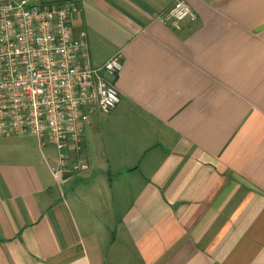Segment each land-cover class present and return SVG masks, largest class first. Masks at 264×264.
<instances>
[{
    "label": "crops",
    "instance_id": "1",
    "mask_svg": "<svg viewBox=\"0 0 264 264\" xmlns=\"http://www.w3.org/2000/svg\"><path fill=\"white\" fill-rule=\"evenodd\" d=\"M62 1L120 101L61 182L50 143L0 138V264H264V0H185L179 30L176 0Z\"/></svg>",
    "mask_w": 264,
    "mask_h": 264
},
{
    "label": "built area",
    "instance_id": "2",
    "mask_svg": "<svg viewBox=\"0 0 264 264\" xmlns=\"http://www.w3.org/2000/svg\"><path fill=\"white\" fill-rule=\"evenodd\" d=\"M2 0L0 3V138L35 136L41 146L58 151L51 167L61 182L88 165L82 157L84 125L95 113L109 114L120 94L109 76L118 75L122 55L116 52L93 66L85 48V32L75 36L69 1ZM179 30L196 12L176 0L157 16Z\"/></svg>",
    "mask_w": 264,
    "mask_h": 264
},
{
    "label": "rangeland",
    "instance_id": "3",
    "mask_svg": "<svg viewBox=\"0 0 264 264\" xmlns=\"http://www.w3.org/2000/svg\"><path fill=\"white\" fill-rule=\"evenodd\" d=\"M92 133H93L92 136H94V138H103L102 137V134L100 133L99 128H96L95 127L93 129ZM10 138H24L25 139V142H24L23 147H26V148H23V150H25V152L30 151V148L29 147L31 145V142L38 140L37 137H35V136H29V135H23V136H19V137H10ZM0 140H3V139H0ZM51 146H52V148L49 149V154H50V157L52 158V157H55L56 156V154H57L56 150L57 149L52 144H51ZM7 151H8V149L7 150H5V149L2 150V148L0 147V154L1 153H7ZM50 164L51 163H48V167L50 166Z\"/></svg>",
    "mask_w": 264,
    "mask_h": 264
},
{
    "label": "trees",
    "instance_id": "4",
    "mask_svg": "<svg viewBox=\"0 0 264 264\" xmlns=\"http://www.w3.org/2000/svg\"><path fill=\"white\" fill-rule=\"evenodd\" d=\"M59 1H61V0H48V2H47V5H53V4H57Z\"/></svg>",
    "mask_w": 264,
    "mask_h": 264
}]
</instances>
